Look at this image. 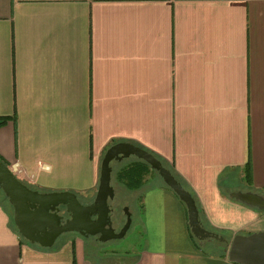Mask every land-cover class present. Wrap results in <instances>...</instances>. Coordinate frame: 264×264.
Here are the masks:
<instances>
[{"label": "crops", "instance_id": "1", "mask_svg": "<svg viewBox=\"0 0 264 264\" xmlns=\"http://www.w3.org/2000/svg\"><path fill=\"white\" fill-rule=\"evenodd\" d=\"M1 118L0 157L32 190L92 200L106 151L131 143L175 170L207 227L264 232V208L237 198H264V0H0ZM157 186L134 191L146 246L121 255L76 233L31 244L0 194V264H235Z\"/></svg>", "mask_w": 264, "mask_h": 264}, {"label": "water", "instance_id": "2", "mask_svg": "<svg viewBox=\"0 0 264 264\" xmlns=\"http://www.w3.org/2000/svg\"><path fill=\"white\" fill-rule=\"evenodd\" d=\"M132 157L147 163L187 208L189 228L200 241L218 240L227 245L225 253L235 264H264V232L236 235L232 240L205 229L193 195L186 190L172 172L151 152L131 143H118L110 147L102 160L99 188L92 204H83L73 192L42 193L32 190L0 160V189L14 209V223L19 234L31 244L51 249L63 234L76 233L88 238L101 235L100 242L122 240L131 228L132 217L125 209L126 224L119 233L112 222L110 201L116 197L112 186L113 162ZM252 206L264 208V198L254 194L237 195ZM69 218L62 224L63 216ZM95 218V219H94Z\"/></svg>", "mask_w": 264, "mask_h": 264}, {"label": "rangeland", "instance_id": "3", "mask_svg": "<svg viewBox=\"0 0 264 264\" xmlns=\"http://www.w3.org/2000/svg\"><path fill=\"white\" fill-rule=\"evenodd\" d=\"M137 159L135 157H132L130 159L124 160L123 162H113L112 163V168H113V175H112V186L114 187L116 197L113 201L110 202L111 206L114 208L113 212V219L115 222V226L117 229H120L122 226H124L126 217H125V209L128 208L129 212L131 213L132 217V224L131 228L128 231L126 237L122 240H113L109 241L108 243L102 244H97V245H92L90 240L86 241V246L89 254L92 255L93 252L95 251H100V252H105V253H112V251L117 252L118 255L121 254H130V252L133 251H140L145 248L146 246V238H147V216H146V210L144 208L143 204V196L141 191L140 193L136 192H125L124 188L120 186V184L117 181V173L120 171L122 167H124L129 161L131 162L132 160ZM172 168L171 166H169ZM26 184V183H25ZM28 185V184H27ZM157 185L164 186L168 192H173L165 183L164 181L154 172H150L148 175H146L144 179V185L143 186H149L147 189L152 190L156 189L158 187ZM31 187L33 189H36L32 187L31 185H28V187ZM42 191V190H40ZM145 193V190L143 191ZM174 193V192H173ZM172 193V194H173ZM1 194V191H0ZM142 196V197H141ZM141 197V198H140ZM79 200L86 201L83 196L79 195ZM83 203V202H82ZM8 205L9 202H6ZM9 207L10 204L8 205ZM14 213V209L11 207ZM14 215V214H13ZM69 236V237H68ZM73 233L66 234L65 237H73ZM59 242V241H58ZM99 245V247H98ZM219 245L215 243L213 246L209 245L208 250H218ZM94 259L100 261V262H110L109 258H104L99 255L97 256H91ZM112 262V261H111Z\"/></svg>", "mask_w": 264, "mask_h": 264}, {"label": "trees", "instance_id": "4", "mask_svg": "<svg viewBox=\"0 0 264 264\" xmlns=\"http://www.w3.org/2000/svg\"><path fill=\"white\" fill-rule=\"evenodd\" d=\"M8 121V118H1L0 119V127L5 125ZM158 158V157H157ZM163 165L169 169L172 174L176 177V179L183 185V187L188 190L192 195L193 193L189 190L188 186L186 185V183L178 176V174L175 172V170L173 168H170L168 165H166V163H164L160 158H158ZM0 160L3 161L9 168H11L1 157ZM150 172H154L156 173L154 170L151 169V167L145 163L144 161L138 160V159H134L131 162L129 161V163H127L124 167H122L120 169V171L117 173V181L119 184H121L122 186H124L127 190L129 191H138L140 190L143 185H144V179L146 177V175H148ZM250 165L247 166L246 168V174H247V179L249 181H251V173H250ZM157 174V173H156ZM158 175V174H157ZM24 183V182H23ZM25 184V183H24ZM27 185V184H26ZM28 186V185H27ZM1 191V195H3V198L6 200V196L4 195L3 191L0 189ZM193 197L196 200V203L198 205L199 211H200V217H201V223L202 226L214 233L220 234L219 232L209 228L206 226V224L204 223L203 219H202V213L200 210V206L198 204V201L196 199V197L193 195ZM222 236H224L227 240H228V236L224 235V234H220ZM194 240H196V238L192 235ZM230 241V239H229ZM199 243L203 244L204 247H208L209 245H214L215 243H217V245H219L218 249L221 248L222 246L226 247L227 245L225 243H222L218 240H204V241H198Z\"/></svg>", "mask_w": 264, "mask_h": 264}, {"label": "flooded vegetation", "instance_id": "5", "mask_svg": "<svg viewBox=\"0 0 264 264\" xmlns=\"http://www.w3.org/2000/svg\"><path fill=\"white\" fill-rule=\"evenodd\" d=\"M95 199H96V197L94 198V199H92V200H89V201H82L83 202V204H85V205H87V204H92L94 201H95ZM111 202V201H110ZM110 204V203H109ZM110 207H111V209H113L114 210V208L111 206V204H110ZM114 212V211H113ZM113 212H112V214H111V216H112V222H113V228L115 229V232L116 233H119L120 232V230L124 227V226H122L120 229H117V227L115 226V222H114V219H113ZM125 217H126V215H125ZM69 218V216L68 215H64L63 216V220H62V224H64V222L67 220ZM95 219V218H94ZM126 221H127V217H126ZM126 221H125V224H126ZM124 224V225H125ZM69 234V233H68ZM65 235L66 234H63L59 239H58V241L61 239V238H63V237H65ZM100 237H101V235H96V236H94V237H88V238H86L87 240H90V242H93V243H91L92 245L94 244V245H97V244H104V243H102V242H100ZM108 243V242H107ZM106 244V243H105ZM104 244V245H105ZM98 247H99V245H98ZM115 253L116 252H114V251H112V254L113 255H115Z\"/></svg>", "mask_w": 264, "mask_h": 264}, {"label": "built area", "instance_id": "6", "mask_svg": "<svg viewBox=\"0 0 264 264\" xmlns=\"http://www.w3.org/2000/svg\"><path fill=\"white\" fill-rule=\"evenodd\" d=\"M11 169H12V171L15 173L16 176H17L18 174L21 173V171L19 170V165H18V164L13 165V166L11 167Z\"/></svg>", "mask_w": 264, "mask_h": 264}]
</instances>
